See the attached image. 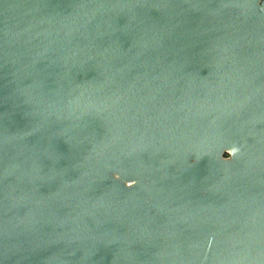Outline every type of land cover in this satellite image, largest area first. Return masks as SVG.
<instances>
[{
  "label": "water",
  "instance_id": "water-1",
  "mask_svg": "<svg viewBox=\"0 0 264 264\" xmlns=\"http://www.w3.org/2000/svg\"><path fill=\"white\" fill-rule=\"evenodd\" d=\"M0 264H264V0H0Z\"/></svg>",
  "mask_w": 264,
  "mask_h": 264
}]
</instances>
